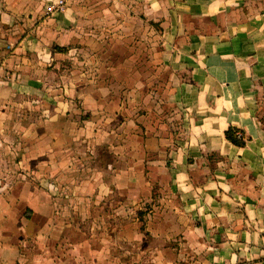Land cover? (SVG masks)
<instances>
[{"label":"crops","instance_id":"1","mask_svg":"<svg viewBox=\"0 0 264 264\" xmlns=\"http://www.w3.org/2000/svg\"><path fill=\"white\" fill-rule=\"evenodd\" d=\"M6 167L0 264H264V0H0Z\"/></svg>","mask_w":264,"mask_h":264},{"label":"rangeland","instance_id":"2","mask_svg":"<svg viewBox=\"0 0 264 264\" xmlns=\"http://www.w3.org/2000/svg\"><path fill=\"white\" fill-rule=\"evenodd\" d=\"M137 47V46H135ZM139 48V47H137ZM74 58H76L75 61H71V68L73 66H78V62L81 61L77 56H74ZM139 76H144V75H139ZM149 76V77H148ZM154 76L156 75H145V77H147L146 81H151L154 79ZM235 135L239 140H244L245 141V137L242 134V132L235 130ZM2 158L5 159L7 158L6 154L2 155ZM3 174V175H2ZM24 175H22V179L28 180L29 179V171L27 174L23 173ZM12 175V171L9 168H4L3 170H0V176H2L4 179L10 177ZM3 180V179H0ZM27 181H23V183H25ZM31 183H35V185L40 189L45 191V189L47 190V188L49 189V191L53 192L54 196H62V192H61V187H59V185L56 183V181L53 183V185L51 184L52 182H50V180L47 181H29ZM8 183L11 184V181H0V188H6L8 186ZM50 183V184H49ZM50 185V186H48ZM50 187V188H49ZM157 189H154L153 192V201L150 204H147L144 209H148V210H152L154 211L155 209H158L160 207L159 202L157 201L158 198V193H157ZM145 210H143V213ZM147 215L146 217H143L142 215H140V212H137L134 214V241L138 242L139 237L142 236L144 237L145 241H149L150 243L155 239L151 232H149L147 230ZM148 221H151V219L149 218ZM103 222L106 223V225L109 224L108 220L103 219ZM88 227V226H87ZM106 235V234H105ZM84 237L86 239H90L91 241L94 239L93 234H89L88 232L85 233ZM107 237V235H106ZM179 240V239H178ZM175 241H171V245L174 244ZM137 252V250H135Z\"/></svg>","mask_w":264,"mask_h":264},{"label":"trees","instance_id":"3","mask_svg":"<svg viewBox=\"0 0 264 264\" xmlns=\"http://www.w3.org/2000/svg\"><path fill=\"white\" fill-rule=\"evenodd\" d=\"M226 137L229 141H231L233 144L237 146H245L246 142L244 140H239L235 135V130L230 129L226 132Z\"/></svg>","mask_w":264,"mask_h":264},{"label":"built area","instance_id":"4","mask_svg":"<svg viewBox=\"0 0 264 264\" xmlns=\"http://www.w3.org/2000/svg\"><path fill=\"white\" fill-rule=\"evenodd\" d=\"M59 8H62L63 7V3L61 2L60 4H58ZM49 12L52 13L53 12V9H49Z\"/></svg>","mask_w":264,"mask_h":264}]
</instances>
